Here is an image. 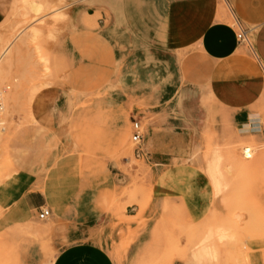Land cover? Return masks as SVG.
Returning <instances> with one entry per match:
<instances>
[{
    "label": "crops",
    "instance_id": "1",
    "mask_svg": "<svg viewBox=\"0 0 264 264\" xmlns=\"http://www.w3.org/2000/svg\"><path fill=\"white\" fill-rule=\"evenodd\" d=\"M196 2L64 0L68 6L62 11L69 18L60 39L56 86L67 94H99L88 111L111 138L126 130L132 118L145 125L141 146L133 154L149 170L150 198L141 217L137 206L127 207L130 223L105 212L129 182L130 157L96 160L89 171L63 185L43 182L60 158L51 152L39 163L30 149L32 130L51 143L57 132L34 123L29 134L13 142L17 182L9 188L13 211L5 221L11 228L38 216L41 208H50L74 238L52 264H119L91 235L117 246L132 239L119 253L120 264H139L166 214L174 217L183 234L187 227L180 226L176 211L189 226L205 219L214 204V188L192 161L208 122L219 128L226 120L238 132L250 126L243 136L264 142V122H251L256 113L250 109L264 96V0H224L229 22H209L222 4L202 0L200 13ZM5 19L6 6L0 4V26ZM232 19L247 32L249 44L238 41ZM42 96L53 97V90H44ZM31 118L34 121L33 114Z\"/></svg>",
    "mask_w": 264,
    "mask_h": 264
},
{
    "label": "rangeland",
    "instance_id": "2",
    "mask_svg": "<svg viewBox=\"0 0 264 264\" xmlns=\"http://www.w3.org/2000/svg\"><path fill=\"white\" fill-rule=\"evenodd\" d=\"M40 1L48 5V9L35 17L34 13L25 10L24 0H0V4L6 6V19L0 26V54L7 50L0 63V93L4 106L0 125V264H52L57 254L74 239L53 215L45 221L36 216L21 225L6 226V217L13 211L9 188L17 182L13 142L21 134H29L34 123L49 125L57 132L51 143L47 136L32 130L30 149L38 154L39 163H43L51 152L60 158L55 170L43 178V182L50 179L63 185L89 171L96 160L130 157L133 168L128 172L129 182L107 203L105 212L120 223H130L132 219L126 217L127 207L137 206V216L141 217L150 198L149 170L133 154L139 147L131 140L132 123L111 138L103 123L88 111L89 106L100 98L99 94L81 96L59 92L55 79L60 69V39L69 18L67 11L62 10L68 5L64 0ZM212 1L214 5H222L216 17L214 13L209 16V22L216 19L229 22L227 16L231 18V14L224 0ZM196 3L199 12H203L202 0ZM230 24H235L233 19ZM30 25L39 29L38 37L32 38ZM42 85L45 87L31 99L32 89ZM46 89H52L54 96L43 97ZM63 105L64 111L60 109ZM250 109L256 113L251 122H264V96L255 99ZM29 113L34 115V121L29 119ZM215 125V122L211 126L207 123L193 151L192 162L206 173L208 162L217 153L221 159L224 190L219 195L214 190L211 212L198 223L189 226L186 217L176 211L180 226L187 227L184 234L176 227L174 217L166 214L161 228L153 233L147 255L139 264H172L175 261L197 264L192 251L208 235L207 245L216 255L211 264H264V142L254 136H243L251 131L250 126L238 132L226 120L221 121L219 128ZM244 146L255 149L252 160H245ZM247 163L249 168H246ZM146 223L141 220L139 224L145 226ZM216 231H223L224 241L216 237ZM89 237L102 243L119 264L120 251L132 241L117 246L106 238ZM175 244L181 245V250H175Z\"/></svg>",
    "mask_w": 264,
    "mask_h": 264
},
{
    "label": "bare ground",
    "instance_id": "3",
    "mask_svg": "<svg viewBox=\"0 0 264 264\" xmlns=\"http://www.w3.org/2000/svg\"><path fill=\"white\" fill-rule=\"evenodd\" d=\"M24 6H25V10H27V11L29 10L30 12H32V14L34 13L35 17L44 14L45 12H47V9H48V5H46L45 3L41 2L40 0H24ZM56 10H57V8H56ZM49 13H51V12H49ZM56 13H53V14L57 15ZM37 21H35V22L33 21V23H36ZM39 23H40V20H39ZM42 24H40V25H42ZM30 28H31V31H32V33H31L32 34V38L38 37L39 34H40L39 29L36 28L35 25H30ZM19 36H20V34L17 35V38ZM17 38H14V39H17ZM6 51L7 50H5L4 52H2L0 54V63H1V60L4 58V55H5ZM45 71L48 72V68L47 67L45 68ZM42 87L44 88L45 85H42L40 87H34L32 89V91H31V99L35 96V94H37V92ZM29 119L32 120L30 113H29ZM242 152H243V156H244L245 160H252L253 159V154L255 152V149H252L250 146H244L242 148ZM262 158L264 159V152L262 153ZM249 167H250V164L247 163L246 168H249ZM206 173L210 177V180H211V182L213 184V188H214L216 194L219 195L224 190L225 186L223 184V179H222L221 159L217 155V153H215L213 159H211V161L208 162L207 168H206ZM216 237L219 240H223L225 238V234L223 233V231H216ZM208 242H209V235L204 240H202V242L197 246L196 249H194L192 251V254H191L192 258L195 260V262L197 264H211L215 260L216 255H215L214 251H212L210 249V247L207 245ZM181 248H182V246L179 245V244H175L174 245V249L175 250H181Z\"/></svg>",
    "mask_w": 264,
    "mask_h": 264
},
{
    "label": "built area",
    "instance_id": "4",
    "mask_svg": "<svg viewBox=\"0 0 264 264\" xmlns=\"http://www.w3.org/2000/svg\"><path fill=\"white\" fill-rule=\"evenodd\" d=\"M235 25L239 30V33L237 35L238 41L241 43L249 44L250 42H249V39L247 36V32L241 27V25L238 22H236ZM2 99H3L2 94L0 93V125H1L3 109H4ZM143 131L144 130H143V126H142L141 122L136 118H132V137H131V140L138 147L141 146ZM51 215H52V212H51L50 208L43 207L38 212V219L41 221H45Z\"/></svg>",
    "mask_w": 264,
    "mask_h": 264
}]
</instances>
